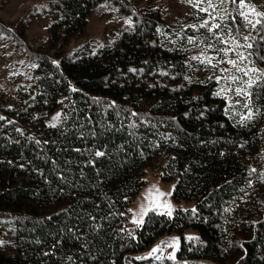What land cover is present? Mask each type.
Segmentation results:
<instances>
[{"label": "trees", "instance_id": "trees-1", "mask_svg": "<svg viewBox=\"0 0 264 264\" xmlns=\"http://www.w3.org/2000/svg\"><path fill=\"white\" fill-rule=\"evenodd\" d=\"M101 1L133 23L116 46L73 57L33 48L0 20V35L37 63L32 84L0 107V264H264V87L242 121L249 109L216 94L222 73L190 60L185 29L133 0H48V42L82 36ZM232 26L240 32V16ZM245 35L264 68V42ZM150 166L192 206L148 211L138 225L130 208ZM170 235L174 255H150Z\"/></svg>", "mask_w": 264, "mask_h": 264}, {"label": "rangeland", "instance_id": "rangeland-1", "mask_svg": "<svg viewBox=\"0 0 264 264\" xmlns=\"http://www.w3.org/2000/svg\"><path fill=\"white\" fill-rule=\"evenodd\" d=\"M136 5L145 12L160 14L162 19L171 26H179L185 29L188 36L205 37L210 34L205 29L196 31L188 25L200 24L204 19H208L207 15L199 12L188 3V0H133ZM258 11H264V0H251ZM206 5L201 4L200 7ZM228 8V5H226ZM250 16V19H256ZM0 20L6 23L17 24L21 30L23 29L24 38L27 39L33 48L41 51L50 52L53 55H66L73 57L78 55L86 46L96 49L98 45L113 47L119 44L120 38L126 29H129L133 23L129 13L124 12L118 6L109 2L101 1L93 9L89 16L88 25L85 33L74 38L70 43L64 46L51 45L48 42L50 25L53 20V10L48 0H0ZM130 21V23H129ZM241 27L240 34L248 33L250 26H246V21L240 17ZM219 23H229L227 16L224 21ZM233 35H236L233 28ZM239 38V37H238ZM241 43H245L242 39ZM204 43H208L207 40ZM223 47V45H220ZM204 44L199 47L188 43V49L196 55H200ZM241 51H244L241 49ZM245 51V55H247ZM213 51L209 50L208 55H212ZM216 55V53H214ZM215 62V61H213ZM34 65V66H33ZM230 68V65L225 64ZM37 63L30 60L24 50L9 38L0 35V107L3 111H8L11 105L16 103L21 89L32 84L35 78V69ZM235 72V70H232ZM240 75L239 73H236ZM245 79H247L245 77ZM222 84L225 82L222 80ZM226 86V85H225ZM235 87V85H228ZM61 114V110L57 109L53 113H49L46 117L48 123H53V117ZM155 160L149 162L154 163ZM147 183L140 190L139 194L131 205L132 220L140 221L142 207L157 209L160 211H168L165 204L171 205L172 213L177 208L185 209L192 206V203L183 200H176L172 195L173 182L163 180L158 175L157 170L150 166L147 168ZM158 190V191H157ZM151 195L149 196V193ZM160 193L165 195L161 196ZM146 215H143L144 221ZM141 224V223H136ZM171 244V246H169ZM176 246V238L167 236L160 238L151 248L150 254L160 259L174 255ZM154 248L160 251L152 253ZM157 259V258H156Z\"/></svg>", "mask_w": 264, "mask_h": 264}, {"label": "snow or ice", "instance_id": "snow-or-ice-1", "mask_svg": "<svg viewBox=\"0 0 264 264\" xmlns=\"http://www.w3.org/2000/svg\"><path fill=\"white\" fill-rule=\"evenodd\" d=\"M194 8H197L199 12H203L207 15L208 19H204L200 24L188 25V27L199 31L200 29H205L209 36L205 37H192L188 36L187 41L194 46L199 47L200 44H204L203 49L198 56L190 57L192 61H198L205 67H211L213 70H219L222 75L217 76V83L221 80L225 82V87L221 88L216 94L219 96L224 94L227 97L228 93H232L233 97L236 98L235 104L231 107L235 108L236 104H239L242 108H248L249 112L247 117H242L243 120H251L253 118V112L251 111L248 102L249 98L253 96V89H259L264 87V68H258L255 66L254 61L250 59L253 55L252 52L245 51L252 49L254 47L253 43H248L247 41L253 40L251 35H241L239 32V27L235 28L236 35H233V26L236 22L237 16L242 17L246 21V26H250L252 30L256 31L257 35L260 37V41L264 42V11H258L256 6L251 3V0H188ZM201 4L206 5L205 7H200ZM232 5L231 11L226 7V5ZM225 16L230 17L231 24L229 23H219L217 21H224ZM250 16L257 17L256 19H250ZM130 23V21H129ZM259 26V27H257ZM239 37V38H238ZM245 41L241 43L240 40ZM207 40L208 43H204ZM220 45H223L221 47ZM243 49L244 51H241ZM211 50L216 55H208V51ZM264 60V57H260ZM215 61V63H213ZM227 64L230 68H219V65ZM34 66V65H33ZM235 70L233 72L232 70ZM135 71V70H133ZM239 73L240 75H237ZM166 74V73H165ZM247 77V79H245ZM188 79V77H185ZM228 85H235V87H230ZM243 98V101L241 100ZM61 114H57L53 117V123L50 127L55 128L58 121H60ZM66 118V117H65ZM4 117H0L3 120ZM135 126V125H133ZM105 153L103 151L97 150L95 156L102 157ZM256 171V169H252ZM264 179V175L261 177ZM158 191V190H157ZM151 192L149 193V196ZM161 196L165 195L160 193ZM168 208L167 215H172L171 205L165 204ZM148 211H155V209H150L147 207H142L141 220H134L133 223H143V215H146ZM193 212L196 210L193 209ZM165 214V213H160ZM188 239H196L195 237H189ZM0 241V244H3ZM171 246V244H169ZM160 251L159 248H154L152 253ZM151 255V254H150ZM160 259V257H156ZM170 259L173 257H169ZM71 259V258H69Z\"/></svg>", "mask_w": 264, "mask_h": 264}]
</instances>
